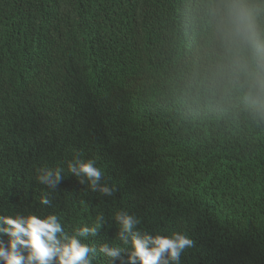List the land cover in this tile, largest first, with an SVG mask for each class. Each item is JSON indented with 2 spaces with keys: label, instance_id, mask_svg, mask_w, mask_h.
<instances>
[{
  "label": "trees",
  "instance_id": "obj_1",
  "mask_svg": "<svg viewBox=\"0 0 264 264\" xmlns=\"http://www.w3.org/2000/svg\"><path fill=\"white\" fill-rule=\"evenodd\" d=\"M206 3L0 0V215H56L72 234L103 213L98 247L127 211L136 230L187 234L180 264H264V73L216 95ZM73 153L112 196L67 172ZM57 165L54 190L36 181Z\"/></svg>",
  "mask_w": 264,
  "mask_h": 264
},
{
  "label": "clouds",
  "instance_id": "obj_2",
  "mask_svg": "<svg viewBox=\"0 0 264 264\" xmlns=\"http://www.w3.org/2000/svg\"><path fill=\"white\" fill-rule=\"evenodd\" d=\"M205 9L203 24L220 52L219 96L225 86L246 81L252 71L264 73V0H207ZM252 88L264 93V78ZM64 164L67 172L87 183L91 191L114 194V187L103 181L104 172L94 160L73 153ZM64 171L59 165L40 167L35 179L54 190ZM39 202L50 204L46 196ZM112 219L118 225L115 240L119 243L103 242L97 247L85 241L98 235L103 213H97L91 226L78 227L72 234L63 230L56 215H0V264H92L97 255L106 258L107 264H180L185 249L194 246L183 232L153 235L136 230L140 220L127 211L115 212Z\"/></svg>",
  "mask_w": 264,
  "mask_h": 264
}]
</instances>
